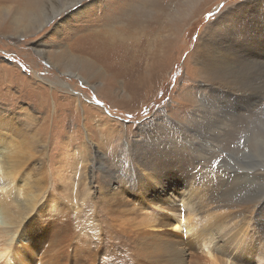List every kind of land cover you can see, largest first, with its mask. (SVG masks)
Returning <instances> with one entry per match:
<instances>
[{
	"label": "rangeland",
	"instance_id": "1",
	"mask_svg": "<svg viewBox=\"0 0 264 264\" xmlns=\"http://www.w3.org/2000/svg\"><path fill=\"white\" fill-rule=\"evenodd\" d=\"M66 1L46 0L44 5V0H0V125L16 122L18 127L30 133L24 141L15 134V148L11 149L16 160L23 164L8 169H12L14 178H25L31 170L30 152L38 156L39 179L52 193L51 198L67 210V224L71 230L64 234L65 241L61 246L65 247L69 241L76 245V248L60 251L55 259H50L49 254L42 258L43 254L34 249L17 256L15 250L12 257L17 262L14 264H37V261L39 264H203L201 254L188 258L187 253L199 241L191 231H185L184 238L182 227L207 231L205 236L214 238L229 251H235L237 234L224 226H232L236 221L227 209L219 214L211 200L191 197L182 210L187 212V218L178 214L184 225L180 228L164 225V234L156 231L155 225L159 222L167 224L168 213L152 209L156 215L148 217L144 214L146 211L133 208L128 214V231L116 229L114 232L100 186H114L117 182L107 183L113 176L120 183L137 184V175H130L125 167L136 168L129 162L135 149L134 139L141 132L153 131L146 134L145 148L156 150L158 144L160 150L155 155L158 159V154L165 151L162 146L169 152L173 148L182 151L189 141L207 140L213 145L207 147L209 154L205 164L218 171L251 170L250 176L255 177L252 181L244 179L219 189L220 199L223 203L228 202V209L253 205L264 196V62L255 57L260 53L258 57L264 60V32L260 41L254 38L238 53L237 66H231L247 74L245 83L248 84L244 87L234 82L233 97L229 100L223 99L224 87L217 88L225 81L212 83L215 82L214 75L201 69L194 53L204 27L218 19L220 12L228 6H231L230 15L223 22L229 33L235 34L240 28L238 21L250 23L256 31L261 26L264 31V0H79L67 5ZM22 10L28 11L25 19H21L22 23L27 21L25 26L14 22ZM52 10L60 12L52 15L43 26H33L32 23L43 22ZM250 31L253 33L251 28ZM81 34L93 38L96 50L100 46L113 49L112 64L120 73L110 72L109 58L105 56L95 63L85 60L74 61L68 66L63 63L70 57L68 45L74 36L77 38ZM222 37L214 36L207 48L212 52L206 50L205 62L210 59H215L216 63L220 61L216 55L227 47ZM85 43V39L76 42L75 48L70 50L78 54ZM254 44H258L257 49ZM137 62L141 69L139 77L144 81L141 86L132 87L134 77L121 73ZM153 62L154 68L150 67ZM110 74L114 76L113 81ZM107 77L112 86L105 83ZM36 84L44 85V92L40 89L34 92ZM249 85L253 88L246 93L240 92V87L247 90ZM123 87H129L128 91ZM220 100L228 102H223L227 111L218 109ZM203 111L216 118L217 127L211 131L202 125ZM160 117L164 118L162 122ZM158 118L157 124L153 125L151 121ZM42 121V127H39ZM142 124L145 128L140 127ZM185 126H192L195 133ZM175 132L181 136L172 140ZM192 136L196 139L192 140ZM145 140L141 141L143 147ZM194 157L202 162L197 155L192 159ZM195 172L193 183L200 182L203 191L214 183L210 179H214V174L203 176ZM83 177L87 182L92 179L90 188L83 185ZM143 177L141 172L140 188ZM170 179L165 182L169 199L175 198L168 193L172 186L183 187L184 174L181 177L177 172ZM158 189L149 188L146 196L152 197V192ZM237 197L240 201H235ZM48 202L49 198H45L44 213L50 208ZM263 207L253 211L252 222L246 224L239 235H243L245 248L260 249L253 236H259V228L264 227ZM141 219L146 223L137 226ZM240 220L237 219L238 226L244 225L245 221ZM131 221L135 222L132 228ZM48 232L49 227L46 238ZM137 238L143 239V245L134 244ZM94 250H98L96 256L92 254ZM260 256L264 263V250ZM254 262L261 264L257 258Z\"/></svg>",
	"mask_w": 264,
	"mask_h": 264
},
{
	"label": "bare ground",
	"instance_id": "2",
	"mask_svg": "<svg viewBox=\"0 0 264 264\" xmlns=\"http://www.w3.org/2000/svg\"><path fill=\"white\" fill-rule=\"evenodd\" d=\"M77 1L79 0H68L65 2V4L66 5L68 3L72 4ZM45 2L46 0H44V5ZM30 5H32V3ZM149 6L153 7L150 4ZM230 7L231 6H228L226 9H224L226 10L225 12L224 10L220 12V14L218 15L219 16L218 19L215 18L213 21L209 22L204 27L203 32L198 36V43L195 46V50H194L195 52L193 51L195 53V59L197 60V63L201 65V69H204V72L210 71V73L214 75L213 79L215 82L212 83L215 84L216 82L225 81L223 85H219L217 87V88L224 87L222 92L224 93L223 99L225 100H229L233 97L231 91L233 87L236 86L233 84L234 82H238L240 83L241 86L244 87L247 86L248 83L247 84L245 83L246 78H248L247 74L245 75L241 69L234 70L236 67L231 68V66L233 65L235 66L236 63L238 62L239 60L238 53L243 51V49H246L248 44L251 41H254V38L255 40L259 39L260 41V38L263 37V36L261 37V34H263L262 32H264L263 30L261 31V26H260V30L256 31L255 26H251L250 23L245 24L246 22L241 23L242 21L241 22L238 21V23L240 24L238 26L240 28H238L235 34L234 32L229 33V31L227 30V24L223 22V20L226 18L227 15L228 16L226 19L229 18L230 14L228 13L230 12ZM144 10H146V8ZM58 12H60V10L57 11L52 10L50 15L44 17L45 20L44 21L42 20L43 22L32 23L33 26L35 28L36 27L39 28L43 26L44 22H47L52 17V15ZM34 14L35 13H33V15ZM26 15H28V11L22 10L20 17L19 16L18 18L15 17L14 22L16 23V25H24V24L27 25L26 24L27 21H24L25 23H22L21 21V19L24 18ZM60 23L62 24V22ZM14 25L15 24L13 23L12 26ZM234 26H236V24ZM127 27H131V26L127 24ZM250 28L253 30V33H251ZM219 35L221 37L223 35L222 40H225L226 41L225 43H227L226 49L222 53L216 55V59L217 56L220 57L219 60L221 62L217 60L218 63H216L214 61L215 59H210L208 62H205L207 61L206 58L207 48L210 46L211 41L214 40V36L215 37L218 36L219 39ZM76 37L77 38H75L74 36L73 40L68 45L67 52L69 53L70 57L64 60L63 63H66L67 66L69 63H72L74 61L78 63L80 62V60H85L86 63H89L90 61L95 63L96 60L100 61L99 59H103L102 56H105L109 58L108 64L110 65L108 66L111 69L110 72L120 73L117 71L116 67L114 66L115 64H112L113 59H111V57H112V53L114 52L113 49H110L107 46H100V49L96 50V46L93 38L89 37L86 34L77 35ZM84 39L86 40V43L81 47V51L78 52V54H74L70 50L75 48L73 44H75L76 42H80ZM107 42L110 41L107 40ZM92 47L95 48V51L93 52H92ZM253 47L257 49L258 44H254ZM208 51L209 50H207V52ZM118 53H122V52H118ZM212 56L214 57V55ZM258 56H260V53H256L255 57H257L260 62L262 61L264 62V60L260 59ZM262 56L264 55L262 54ZM123 57H125V55ZM255 57H253V59ZM92 58H95V60ZM249 60L252 59L250 58ZM117 62L120 63V58H118ZM105 63L107 65V61H105ZM253 63H255V61H253ZM67 66L64 65V67L66 68ZM154 66L155 64L153 62V64L150 67L154 68ZM121 74L126 77L129 76L134 77L132 80V87H136L139 85L141 86V83L144 81L143 77L141 78L139 77V75L141 74L139 62H137L136 64L131 66L126 72H123ZM110 78L113 81L114 76L110 74ZM105 80H106L105 83L108 84V87L109 85L112 86L109 83L108 77L105 78ZM207 81L210 82L211 79L210 81L209 80ZM55 84L56 83H53L52 85ZM68 85L69 84H67V86ZM34 86H35L33 87L34 92L39 91V89L41 90V92H44L43 89L44 85H42L43 87H39L37 84ZM123 88L127 91L129 89V87H123ZM251 88H253V86L251 85H249V88L247 90L240 87V92L246 93ZM104 90H107V88ZM225 100H220L221 105H219L218 109L221 110L222 112L227 111L226 106L223 105V102L228 103ZM228 107L231 108L233 106H228ZM194 116H197V114H195ZM163 117H160L161 122L164 120ZM167 117L168 116H166V118ZM203 117H204V122H202V125H204V127H207L208 130L217 127L216 124L214 123V121H216L215 120L216 118L209 117L207 111H203ZM158 120L159 118L153 122L151 121V123L155 125L157 124ZM42 124L43 121L39 124V127H42ZM140 127L145 128V125L142 124L140 125ZM185 127L189 128L193 134L196 131L194 128H191L192 126L191 127L185 126ZM178 130L180 131V129ZM150 132L153 131L141 132L139 136L134 139L135 142L133 144H135V149L130 156L129 162H131L136 168L130 169L125 167L126 172H128L130 175L132 174L137 175V184L136 182H128V181L126 183H120L113 176L108 179L107 183L112 184V182L114 183V181L117 182L114 184V186L110 187L107 184H103L100 186V189L102 190L101 193L103 194L104 199L106 201L107 211L112 219V223L110 224V226L113 228L112 230H114V232H117L116 229L124 232L128 231V220H129L128 214H131L132 208L146 211L144 212V214L145 216L148 217H152L156 215L155 214L156 212L153 213L152 209L161 210V212L168 213L170 216H167L168 217L167 224L163 222H159L155 225L156 231L159 230L162 231L160 232L161 234L165 233V230L163 229L164 225L174 226V228H180L184 224L180 222L178 219V214L180 212H179V205L176 204L177 201L183 202V204L181 205V211H182L185 208L186 202L189 201L191 197L198 196L199 198L200 197L205 198L208 199L209 201L211 200L212 202H214L216 204L215 209L219 214L222 212V210L227 209L231 218L235 220L236 223H234L232 226L225 225L224 228L234 230L236 232L237 243L235 245L238 244V246H236L237 248L235 247L236 248L235 251H229L224 247V245L222 244L220 245L219 242H217L214 238L211 237L208 238L207 236H205L204 233L207 231H203L202 229H196V228H187L186 231L187 232L191 231V234L194 235L196 238H198L199 241V242H195L194 249L189 253H187L188 258H192L196 256V254H201L202 257H200V259H203V264H255L254 258H257V260L261 264H264L261 262V256H260V252L264 250V227L259 228L258 231L259 236L257 234L254 235L255 237L253 236L254 242L260 246L259 250L257 249L253 250L251 247L245 248L242 241L243 235L239 236L241 233L244 232L246 228V224L252 222L253 211L259 208L260 206H264V196L257 203L253 205L243 206L241 208H237L235 206L234 208H231V210L228 209L229 207L228 202L223 203L220 199L221 192L219 191V189L225 188L223 187V185H227L226 187H228L244 179L252 181L255 177L250 176L251 170L244 169L243 171H239L233 168L232 171L230 170L231 172L226 170L218 171V169L213 167L212 165L205 164L204 162H208V154H209V150L207 151V147L213 145L212 142L207 140L189 141V143L193 144V147L192 145L187 143V145L183 149H181L182 151L173 148L172 151L169 152L165 146H162V148L165 151L158 154L160 157L158 159L155 156L156 152L160 150V148L158 150V144L155 147L156 150L146 149L147 141L145 139L148 138L146 134ZM15 134L19 135L21 139H23L22 141L28 139L30 135V133H28L26 129H21L20 127H18L16 122H6L4 125H0V264L16 263L17 260L12 257L15 250H17V254H16L17 256H19L24 252L32 251L34 249L43 254L42 258H44V254H49L50 259H55L57 257V253L64 250L65 248H70V247L76 248V245L70 241L66 243L65 247L61 246V242L65 241L64 234L67 233L68 230H71L70 225L67 224L68 223L67 210L62 209L61 205H59L56 201H54L51 198L52 193L50 192L49 189H47V187H44V184L42 183L44 181H41L39 179L40 171L37 167L39 163V159L38 156L33 155L34 153L31 154L30 152L29 154L31 160L30 162L31 170L28 171L27 176L25 178L24 177L14 178V172L12 171V169L9 170L8 168L9 167L14 168L19 166L20 164H23V161L16 160V155L13 153L11 149V148L13 149L15 148L14 147ZM180 136H181L180 134L178 135V133L176 134L175 132L174 135L171 137V139L173 140L179 138ZM191 139L195 140L196 138L192 136ZM143 140H145L144 147L141 145V141ZM211 140L214 142L215 140L214 136L211 138ZM193 155H197L202 160V162H199V160L196 157L192 159ZM210 167H212V170H209ZM33 168H36V170H34ZM141 172L145 177V181L143 177L142 185H141L142 187L140 188L138 186V181L139 178L141 177ZM177 172L180 173L181 177L184 174V180H182L183 187L179 188L177 185L172 186V191L168 192L169 196L172 197L173 195V197H175V198H170L173 199L172 201L168 197H166L165 190H167V185H165V182L166 179L171 180L170 177L171 178L175 177ZM194 172L203 176H206L207 173L211 175L214 174V179L210 178L212 180V183L213 182L214 183L211 186L206 187L205 191H203L201 189V185L199 184L200 182L193 183V181L195 180ZM260 177L262 178L263 175L261 174ZM83 178H84L83 185L85 187L88 186V188H90L91 187L90 183L92 182V179H89L87 182L85 181L86 177ZM213 185L216 186L215 189ZM149 188L150 189L159 188V189L156 192L155 191L152 192L154 193L152 197H147L146 194L148 193ZM45 198L47 199L49 198L48 204H50L49 206L50 208L46 209L44 213L42 212V209L44 208ZM174 200H176V203L174 202ZM235 201H240V200L238 198L237 200L235 199ZM173 217L174 219L177 220H174ZM237 219H241L240 222L245 221V224L242 226H238ZM134 223L135 222L131 221L130 228L134 227ZM145 223L146 221H144V219H141L139 222H137V226H140ZM66 224L67 226L65 228H62V226ZM48 227H49V232H48L49 234H48V238H46L45 234L47 233ZM238 228H241L240 232L238 231ZM219 238L221 239L222 235H220ZM134 244L143 245V239L137 238ZM97 251L98 250H94V252L91 253L96 256ZM240 254L243 255L239 256ZM190 255L192 257H189ZM76 261L77 260H75V262Z\"/></svg>",
	"mask_w": 264,
	"mask_h": 264
},
{
	"label": "clouds",
	"instance_id": "3",
	"mask_svg": "<svg viewBox=\"0 0 264 264\" xmlns=\"http://www.w3.org/2000/svg\"><path fill=\"white\" fill-rule=\"evenodd\" d=\"M179 212H180V214H181L182 217L185 216L187 218V212L186 211H181V205H179ZM178 217H179V219L181 221L180 215H178ZM173 219H174V217H173ZM174 220H177V219H174ZM181 229L183 230V237L185 238L184 233H185L186 230L183 227ZM39 263L40 262L37 261V264H39Z\"/></svg>",
	"mask_w": 264,
	"mask_h": 264
}]
</instances>
